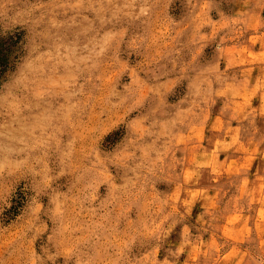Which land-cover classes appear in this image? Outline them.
Masks as SVG:
<instances>
[{
    "label": "rangeland",
    "instance_id": "1",
    "mask_svg": "<svg viewBox=\"0 0 264 264\" xmlns=\"http://www.w3.org/2000/svg\"><path fill=\"white\" fill-rule=\"evenodd\" d=\"M4 53L0 264H264V0H0Z\"/></svg>",
    "mask_w": 264,
    "mask_h": 264
},
{
    "label": "trees",
    "instance_id": "2",
    "mask_svg": "<svg viewBox=\"0 0 264 264\" xmlns=\"http://www.w3.org/2000/svg\"><path fill=\"white\" fill-rule=\"evenodd\" d=\"M6 52L9 53V50H6ZM7 53L2 54L0 57V69H2V70H5L8 66V64H7V60H8ZM2 70L0 71V73L3 72Z\"/></svg>",
    "mask_w": 264,
    "mask_h": 264
}]
</instances>
